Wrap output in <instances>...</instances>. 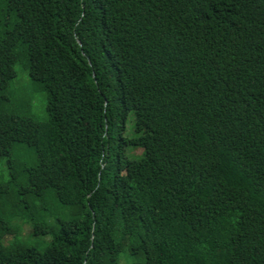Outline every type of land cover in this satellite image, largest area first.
Segmentation results:
<instances>
[{
  "label": "trees",
  "instance_id": "16d2710c",
  "mask_svg": "<svg viewBox=\"0 0 264 264\" xmlns=\"http://www.w3.org/2000/svg\"><path fill=\"white\" fill-rule=\"evenodd\" d=\"M123 252L264 264V0H0V264Z\"/></svg>",
  "mask_w": 264,
  "mask_h": 264
},
{
  "label": "rangeland",
  "instance_id": "374dc122",
  "mask_svg": "<svg viewBox=\"0 0 264 264\" xmlns=\"http://www.w3.org/2000/svg\"><path fill=\"white\" fill-rule=\"evenodd\" d=\"M17 70V76L14 81V86L17 88L18 92L24 93L25 91L31 89L32 92V107H31V113L36 116L38 119L43 120L46 117V111H45V104L46 99L44 93L37 87V85L34 86L32 89V83L28 78L27 73H25L19 65L16 66ZM128 128L131 129V122L128 123ZM135 153H139L141 149L136 148L133 149ZM69 211V210H67ZM31 231V227L27 223L22 224L21 229V236L27 237L29 232ZM9 236L5 237L8 238ZM48 240L47 236L42 237H36L29 239V242L31 244H36L37 246L41 247L44 241ZM127 253L123 252L120 258V264H127Z\"/></svg>",
  "mask_w": 264,
  "mask_h": 264
}]
</instances>
